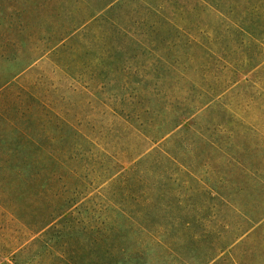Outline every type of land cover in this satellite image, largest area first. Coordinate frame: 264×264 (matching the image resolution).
<instances>
[{
	"label": "rangeland",
	"instance_id": "374dc122",
	"mask_svg": "<svg viewBox=\"0 0 264 264\" xmlns=\"http://www.w3.org/2000/svg\"><path fill=\"white\" fill-rule=\"evenodd\" d=\"M0 264H264V0H0Z\"/></svg>",
	"mask_w": 264,
	"mask_h": 264
},
{
	"label": "trees",
	"instance_id": "16d2710c",
	"mask_svg": "<svg viewBox=\"0 0 264 264\" xmlns=\"http://www.w3.org/2000/svg\"><path fill=\"white\" fill-rule=\"evenodd\" d=\"M105 8H106V7H105ZM101 10H104V8L102 7ZM109 11H111V8L108 10V12H109ZM112 11H113V10H112ZM177 127H178V125H176V124H172V125L170 126V129L172 130V129H175V128H177ZM24 138H25L24 140H26L27 137H24ZM26 141H29V140L27 139ZM26 141H25V142H26ZM25 145H27V143H26Z\"/></svg>",
	"mask_w": 264,
	"mask_h": 264
}]
</instances>
